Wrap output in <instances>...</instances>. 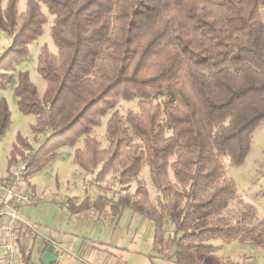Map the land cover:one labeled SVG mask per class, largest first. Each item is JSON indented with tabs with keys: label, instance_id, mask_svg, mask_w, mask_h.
<instances>
[{
	"label": "trees",
	"instance_id": "16d2710c",
	"mask_svg": "<svg viewBox=\"0 0 264 264\" xmlns=\"http://www.w3.org/2000/svg\"><path fill=\"white\" fill-rule=\"evenodd\" d=\"M19 3L0 0V30L12 39L0 56V91L14 84L18 109L35 116L32 132L45 139L32 148L19 134L9 170L21 156L33 176L80 139L73 161L86 170L99 153L91 133L111 113L103 172L123 164L129 183L146 161L156 204L100 196L72 206L73 214L93 208L120 217L130 209L153 223L154 255L177 264H200L220 250L212 242L219 237L264 245L255 208L237 221L222 215L237 194L225 160L244 165L264 123V0H26L23 12ZM49 17L57 53L41 48L37 70L47 88L40 95L16 67ZM121 100H137L139 112L120 116ZM11 125L3 99L0 143ZM137 195L149 196L140 183ZM32 250L21 246L23 264H33Z\"/></svg>",
	"mask_w": 264,
	"mask_h": 264
},
{
	"label": "rangeland",
	"instance_id": "374dc122",
	"mask_svg": "<svg viewBox=\"0 0 264 264\" xmlns=\"http://www.w3.org/2000/svg\"><path fill=\"white\" fill-rule=\"evenodd\" d=\"M2 1L3 6H5L7 0ZM25 2L26 0H20V12L24 11ZM261 14L264 19V7L261 9ZM48 19V23L44 26L43 35L30 45V56L16 67L18 71L29 72L31 81L36 85L40 95H43L47 88L46 81L37 70L41 48L47 44L52 52L57 53V48L50 35L52 19L51 17ZM11 42L12 39L0 30V56L11 45ZM13 85V83L9 84L0 91V102L5 99L12 114V125L0 143V176H6L9 172L8 161L19 134L27 138L26 140L32 148H38L45 139V135H35L32 132L35 116L24 115L18 109ZM116 110L123 117H126L130 111L138 113V101L121 100ZM110 115L111 113L103 117L101 124L94 128L91 133V137L98 143L99 153L86 170L73 161L76 149L84 146L83 139H80L76 146L60 149L58 157L48 167L32 176L35 200L30 205H23L21 212L37 228V231L32 233L35 239L31 240V246L28 247V249L33 248L31 256L33 264H40V256L45 247L44 239L61 241L64 237H71L74 234L93 241L99 239L97 236L100 235L105 226L103 224L105 215L103 214L99 221L92 222L87 219L86 213L92 214L97 211L90 208L84 212L73 214L70 209L72 206H79L85 200H90L89 204H92L100 196L115 200L121 196H128L142 199L143 203L148 201L149 204H156L154 199L157 196V191L152 184L146 161L142 163L141 172L129 183L122 182L123 164L103 172V169L108 167L105 164L111 158L107 140V123ZM136 141L139 140L136 139ZM25 154L27 155L28 152L25 151ZM21 161V156H18L17 163ZM123 161L126 164L127 160L124 159ZM225 164L229 176L236 183L237 194L235 199L224 209L222 215L232 221H237L242 218L249 207H253L255 208L253 226H256L258 231L264 235V123L254 134L252 148L244 165L238 168L230 167L228 160H225ZM139 183L147 188L149 194L147 199L137 195ZM174 212L178 213L177 209ZM176 213L175 218L178 216ZM98 214L102 213L99 212ZM169 228L173 230V226L170 225ZM212 242L221 246L220 250L201 255L202 264H235L237 261L238 264H264V245L256 244L251 240L239 241L224 237L216 238ZM41 247L43 248L41 249ZM226 260L230 261L226 262ZM61 261L62 259L58 262L61 263ZM18 264L22 263L19 262Z\"/></svg>",
	"mask_w": 264,
	"mask_h": 264
},
{
	"label": "crops",
	"instance_id": "0c3cea01",
	"mask_svg": "<svg viewBox=\"0 0 264 264\" xmlns=\"http://www.w3.org/2000/svg\"><path fill=\"white\" fill-rule=\"evenodd\" d=\"M103 214L105 226L97 236V241L75 234L64 237L61 241L44 239V245L46 241L60 245L61 250L55 247L59 254L58 261L62 259L61 263L57 261V264H177L174 259L154 255V225L151 221L130 209L125 210L120 217H113L107 212L100 215L97 212L86 213V216L88 220L95 222L99 221ZM32 233L22 226V247L30 248L31 240L35 239Z\"/></svg>",
	"mask_w": 264,
	"mask_h": 264
},
{
	"label": "built area",
	"instance_id": "2783aa9c",
	"mask_svg": "<svg viewBox=\"0 0 264 264\" xmlns=\"http://www.w3.org/2000/svg\"><path fill=\"white\" fill-rule=\"evenodd\" d=\"M32 182L28 164L24 162L15 164L6 176H0V264L22 263L19 242L22 226L37 231L35 224L21 212L23 205L35 200ZM53 245L61 250L59 244Z\"/></svg>",
	"mask_w": 264,
	"mask_h": 264
},
{
	"label": "water",
	"instance_id": "95a60500",
	"mask_svg": "<svg viewBox=\"0 0 264 264\" xmlns=\"http://www.w3.org/2000/svg\"><path fill=\"white\" fill-rule=\"evenodd\" d=\"M58 258L59 254L55 251L54 245L51 244L43 254L41 261L43 264H55Z\"/></svg>",
	"mask_w": 264,
	"mask_h": 264
}]
</instances>
